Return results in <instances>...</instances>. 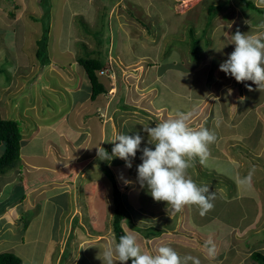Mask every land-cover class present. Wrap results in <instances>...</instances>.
<instances>
[{
  "label": "rangeland",
  "instance_id": "rangeland-1",
  "mask_svg": "<svg viewBox=\"0 0 264 264\" xmlns=\"http://www.w3.org/2000/svg\"><path fill=\"white\" fill-rule=\"evenodd\" d=\"M11 1L0 0V116L18 121L22 137L24 134L23 140H29L30 135L35 133L33 128L39 124L44 126L42 121L53 123L64 113L69 115L73 111L71 101L84 97L86 89L89 91V83L86 81L85 85L82 67L76 61V58L81 54H83L82 57H87L86 52L83 51L84 48L86 51H97L92 56L98 57L101 54L100 58L105 61L107 60L106 50L108 47L109 60L106 68H114L116 62H119L120 65L124 64L122 69L119 67L117 72L109 75L112 77L111 81L103 79V75H98L99 71L96 70L99 78H102L106 84V88L115 83L113 87L110 86L112 89H108L111 92L108 98L105 94L98 95L94 100H90V97L86 98V122L89 119H96L98 123H102L103 132L105 131L104 123L108 118L111 119V125L117 122L114 125L115 133L117 130H122L125 124L137 126L140 123L144 127H151L161 119H167V116L171 117V111L167 114L162 108H157L158 104L154 99L156 101L160 99L156 98L161 89L157 84H161L163 81L165 84L169 82L174 84L178 77L181 84L185 85L183 87L175 86L173 89L178 92L182 91L183 97L193 102V107L185 105V103V106L183 105L186 108L184 112L191 113L189 124H194V128H200L202 122L211 125V122H215L216 117L220 119L219 128L221 122L224 124L219 129V138L216 140L217 154L221 157L212 154L206 158L203 164L200 162V158L196 157L190 167L196 172V177L192 174L196 178L193 180L198 185H208L209 192L214 193L215 198L212 200L214 207L206 215L200 216L197 206H185L172 219L171 226H176L175 219V222L181 220L182 224L185 223L191 229H188L186 236L193 239L190 241L194 245H204L207 240L215 243L214 237L207 236L208 234L205 237L203 235L205 232L202 231L210 232L217 229L224 236L227 235V238L232 237L233 233V239L237 243L239 240L243 241L239 244L244 245L245 249L248 248L250 250L248 253L253 250L264 252V101H258L264 97V90L257 89L251 81L237 82L234 77L219 70V64L227 59V54L234 50L233 44L229 43L231 35L237 30L246 34L264 32V14L246 9L239 0H158L159 8L162 10L134 8L133 12L135 13L131 17L127 12L129 7L124 2V6L113 8L112 17L119 24V28L120 24L123 25L122 21L126 20V22L134 23L135 29H130L133 31L128 32L127 29L121 31L119 28L118 30L114 28L115 36L113 35L107 41L109 32L107 24L97 31V28L91 27L87 19L86 25L80 24L79 20L74 23L76 37H71L72 35L68 34V38H63L64 34L60 33L63 25L60 19L62 7H54V0H47V3L45 0H38V3L37 0H15L14 5L18 3L17 9L13 10L15 15H9L10 10L13 9ZM252 1L255 6L264 9V0ZM149 2L153 4L157 0H149ZM25 3L27 6L22 5ZM46 4L50 6L48 7ZM71 6L72 10H76L75 8L78 9L82 6V2L71 1ZM87 7L86 15L90 16ZM121 7L122 13L117 15ZM47 8H49L50 20L48 42L44 53L47 54L49 60L55 58L62 62L56 64L50 61L44 67L41 66L35 52L38 48L37 41L42 35L43 24L48 17ZM81 11L79 12L81 13ZM52 14H54V18H52ZM106 16L103 17L106 18ZM155 18H162V21H170L171 18L173 22L180 23V25L178 28L176 25L172 32L164 33V29L158 31L159 26L152 24ZM127 32L129 40L120 37V33ZM90 34L100 40L99 44ZM121 39L123 43H121ZM222 46L221 51L216 50ZM193 50L195 53H192ZM64 56L67 59H64ZM66 61H68L67 64ZM62 64L64 65L62 66ZM163 67L166 70L160 71ZM42 68L44 69L42 70ZM159 71L163 73L162 76ZM115 76L119 79L112 83ZM154 80L158 83H155ZM175 83L177 82L175 81ZM246 85H251L253 90L250 91ZM80 87L83 89L73 92L74 89ZM53 91L57 92L53 93ZM113 94L115 96H112ZM118 96L120 99L117 100ZM167 96V92H165L161 98L167 100ZM177 101L175 97V103L178 105ZM105 102H108V105L112 103L110 105L112 108L107 110ZM121 104L131 108H120ZM256 104L258 107L255 106ZM83 107L85 108V104ZM116 107L121 110H117ZM113 108L115 109L113 110ZM224 116L228 117L225 120L226 123L222 120ZM120 122H123L122 127H120ZM128 125L124 127H128ZM31 129H33V133L30 134ZM123 134L131 135L132 133L125 131ZM85 135L87 137V128L86 133L82 132L77 142L82 143ZM39 142H35L36 144L33 146H41L38 144ZM115 142H108L106 146L101 147L107 149L114 146ZM56 145L71 146L72 143L63 141ZM0 146L3 147L4 144L2 143ZM87 148L86 143V153H88ZM96 155L97 153L86 158L89 160L86 161V171L95 176L94 179L100 177L102 181H90L86 178V191L91 193H86V206L91 209H86L84 214L86 230H82L84 237L78 246L76 243L80 239V234L73 232L79 229L78 220L74 227L67 228L69 235L72 232L73 235H70L69 239L67 238L66 245V238L62 236L63 234L57 235L55 232L58 229H60L59 233L66 230L68 221L66 214L73 208L71 194H69V199L65 194L54 200L56 207L53 214L50 201L41 200L36 207L25 210L26 213L20 212L19 207L14 212L8 213L7 219L10 222L15 219V223L12 224L10 232L2 229L4 221L0 225V253H15L18 250L20 251L19 255L15 254L21 258V264H40L47 244L46 240L51 238L55 240V243L52 245L50 264H58L57 256L61 250L65 251L59 257V264H102V261L97 258L99 249L114 238L112 230L114 201L112 184L105 180L104 174L100 171L101 167H98L93 161L96 159ZM113 159L114 157L111 158L112 161H114ZM20 163L18 164L21 166L20 169L15 166L0 175V181L5 177L12 180L11 183L0 185V198L17 197L18 192L24 187L22 182L25 177L22 182L15 181L14 177L18 176L20 172L24 174L26 169H30V164L27 162V157L23 156H21ZM107 166L115 175V169L118 166L111 165L109 161ZM120 169L122 168L118 170ZM26 173L28 172L26 171ZM118 174L123 176L124 173ZM117 178L115 179L116 188L123 194V198L121 194H115V197L116 200L122 198V204L127 210L124 216L128 217L129 215L130 217L129 221L126 218L124 222L126 230L130 231L131 225H136L147 228L142 230L144 233L154 232L155 227L151 229V227L143 225L148 224L150 213L158 210L159 205L164 202H155L149 191H144L141 197L137 196L136 192L141 185L137 177L127 173L123 181L121 177ZM87 180L90 182L87 183ZM92 194L100 195L101 201L92 198ZM97 200L100 201L99 204ZM125 202H128L129 205H126ZM2 204L3 200L0 199V205ZM137 204H141L139 205L141 210L135 208L138 206ZM191 207L193 211H191ZM71 215L72 213L69 216ZM79 215V219L84 216H81L80 211ZM140 215L142 217L138 221ZM223 220L230 226L234 224L238 230L234 232L226 230L225 232V228L220 223ZM8 222L6 223L8 224ZM21 222L22 224L26 222V231L23 226L18 224ZM50 223L55 224L54 230L53 227H50ZM9 226L6 227L9 228ZM133 234L137 236V241L142 249L148 250V241L145 240L147 237L140 235L145 238L142 239L135 232ZM19 236L24 238L21 246L6 242L9 238L14 239ZM60 236L62 239H59ZM32 237H35L36 240L34 241ZM5 238L7 240H3ZM164 238L163 235L162 238L158 239L157 237L160 242L159 246L166 242L163 241ZM27 242L29 243L25 245L24 243ZM16 246L19 247L12 249ZM50 249L51 247H49ZM175 250L177 249L175 248ZM184 253L182 252V254ZM116 264H120V262H116ZM250 264L257 263L251 260Z\"/></svg>",
  "mask_w": 264,
  "mask_h": 264
},
{
  "label": "crops",
  "instance_id": "crops-1",
  "mask_svg": "<svg viewBox=\"0 0 264 264\" xmlns=\"http://www.w3.org/2000/svg\"><path fill=\"white\" fill-rule=\"evenodd\" d=\"M54 1H55L54 7H56V6L62 7V9L60 10V19L62 20L63 25L61 27L60 33L64 34L63 38H68L69 37L68 34H71L72 35L71 37H73V36L76 37L74 35V32L76 33V31H75L76 28H74V23L75 22L77 23V21H76L77 18H81L84 22L87 19L89 21V24L91 25V27L93 26V28H95V29L97 28V31L104 28L105 24H107L108 29H109L108 39L110 40V38H112L113 35L115 36V33H116V31L113 29L115 28L116 30H118V28H119V24H117V21L114 20L112 17L113 12H114L113 8L121 6V5L124 6L123 5L124 2L129 7V9H127V12H129L131 17L135 13V12H133L134 8H136V9L137 8H142V9L143 8L144 9L145 8H147V9L152 8L153 10H155V9H157L158 11L162 10L161 8H159L160 2L158 0H157V2H153V4H150L151 2H149V0H78V1L82 2V6L78 7V9L75 8L76 10H72V6H71V1L74 2L75 0H54ZM86 1H87V3H86ZM37 3H38V0H37ZM25 4H22V5L27 6V3H25ZM86 6H88L87 9H88V13H90V16L86 15ZM80 8H82L83 10ZM119 10L120 11L117 13V15H121L122 7ZM79 11H81V13ZM53 12H54V9H53ZM104 15H107L106 18L103 17ZM174 17H173V19H175ZM52 18H54V14H52ZM101 18H102V20H100ZM169 20L170 21H167V20L162 21V18L161 19L155 18V20L152 22V24L159 26V28L156 27L158 31H159V29H164V31H163L164 33H169V32H172L174 30L176 25H178L177 28L180 25V23L176 24L175 22H173V20H171V18ZM127 22H126V20H123L122 21L123 25L120 24L119 30L122 31L123 29H127L128 32H132L133 30L130 31V29H135L136 25L134 23H132L131 21H127ZM77 31H79V30H77ZM128 32L123 33V34L120 33V37L121 38L123 37V38H126L127 40H129L128 39V37H129ZM163 32H161V34H163ZM116 37H117V35H116ZM121 43H123L122 39H121ZM119 44H120V40H119ZM175 50L178 52L177 49H175ZM64 53H65V51H64ZM64 59H67V57L64 56ZM108 60L109 59L107 57V60H105L104 62L107 64ZM117 60H119V57H117ZM50 61L54 62L56 64H58V62L59 63L62 62L61 60L59 61L55 58L54 59L52 58L51 60H49L48 63L41 65V66H44V67L47 66L50 63ZM67 63H68V61H66V64ZM116 63H117L116 66H114V68H113L115 72H117L116 70L119 67H120V69H122V67H123L122 65H124V64L120 65L119 62H116ZM63 65L64 64H62V66ZM70 66H73V65H70ZM43 69L44 68H42V70ZM163 69H165V67L161 68L160 71H162ZM81 71H82L83 81L85 83L87 78L85 80L86 75H85L83 68H81ZM162 74L163 73L160 72L161 76H162ZM103 79H105V78H103ZM103 79H101V80H103ZM118 79L119 78L116 77L115 80L112 81V83H114L115 81L117 82ZM175 81L177 83H175ZM175 81H174V84H171L170 82L168 84L167 83L165 84L164 81L161 82V84H157V86H159V88H161V89L159 90L156 98H160V99L157 101H156V99H154V101L157 102V104H158L157 108H162L163 110L166 111L167 114H169V112L171 111L172 116L171 117L167 116V119L174 117L177 112H184V110L186 109L184 107L185 105H190L191 107H193V105H192L193 102H191V101L187 100L185 97H183L184 94L181 93L182 91L178 92L175 89H173L175 86H182L183 87L185 84L182 85L180 82V78H178V77L175 79ZM155 83H158V82L155 81ZM81 85H83V84H81ZM85 85H86V83H85ZM114 85H115V83H114ZM107 88L109 89L110 86H108ZM82 89H83V87H80V88H77L74 90L71 89V90H73V92H75L76 90H82ZM56 92L57 91H53V93H56ZM165 92H167V95L170 96V97L167 96V100H164L161 98L165 94ZM109 93H111V92L107 91V92L102 93V94L107 95V98H108ZM125 93H127V92H125ZM260 93L262 94V91ZM115 94L117 95L116 92H115ZM115 94H113L112 96H115ZM160 94H161V96H160ZM88 97L89 96L86 94V95H84V97L79 98L80 101H78L79 99L72 100L71 101V104H72L71 107H72L73 111L69 115L64 113L61 117H58L56 121H53V123H47V122L42 121V124H44V126L39 124L36 128H33L34 130L31 129L29 133L31 134V133H33V131H35V133L30 135L29 140H27V141L23 140L24 134H23V137L21 134L20 159H21V156L27 157V162L30 164V169H26V171L28 173H26V171H24V174H22V172H20V173H18V176L14 177L15 181H20V182H22L23 177H25V179H24L25 183L22 182V185L24 187L20 190V192H18L17 197H16L18 201H13V199L11 197L0 198L3 200V203H4L2 206L3 207L2 211L0 210V225H2V223L4 221V226L2 227V229L4 231L5 230H8V232L11 231L12 224L14 225L15 219H14V221L10 222L6 216L8 213H10L12 211L14 212V210L16 208L19 207L20 212L26 213L25 210L31 209L32 207H36V205L39 203L40 200L46 201V202L50 201V203L52 204L51 211L53 214L54 208L56 207L54 200L56 198H58L59 196L65 195V194H67L66 197L69 199V194H71V198L73 200V208H72V210H69L68 213L66 214V217L68 220L66 230L64 232L59 233L58 230H60V229H58V230H55V232H57V235L63 234L62 236L66 238L65 245L68 242V239L71 237L70 235H73V232H76V234L79 233L80 239L76 243V245L78 246L79 242L82 241V238L84 237V233L82 230H86V221H85L86 216L84 214L86 213V209H91L90 207L86 206V193H88V191H86V178H88L90 181L91 180L92 181H102V178L97 177V179H94L95 176H92L91 173H88V171H86V163L89 161L88 159L86 160V158L89 157L90 155L92 156V155L97 153L96 147L98 145L99 146H106L108 142L112 143L111 140H113L116 135L123 134V132H125V131H128L132 134L134 132H136V133H139L140 135H142V137L144 139L142 140L141 148H143L147 144L148 135L146 132H144L142 130L144 127L143 124L139 123V125H137V126L136 125L131 126L130 124L129 125L125 124L124 126L128 125V127L123 126L122 130H120V131L117 130V132L115 131V133H114V129H115L114 125L117 122L114 125H111L112 122H111V119H109V118L104 123V130H105L104 132H103L102 123H98V121L96 119H89L86 122V98H88ZM120 97H121V95H120ZM120 97L118 96L116 99L118 100V99H120ZM175 97L178 100L177 101L178 105L175 103ZM245 97H247V96H245ZM245 101L247 102V100H245ZM258 101L263 102L264 97H261ZM118 102L120 103V100ZM179 103H180V105H179ZM184 103H185V105H184ZM82 104L83 105L85 104V108L83 107ZM105 104H107V106H106L107 110L112 108V107H110V105H112V103L110 105H108V102L107 103L105 102ZM260 105H263V104L260 103ZM123 106L125 107V105H123ZM255 106L258 107L257 104ZM127 107L131 108L130 106H127ZM120 108H122V107H120ZM114 109L115 108H113V110ZM116 109H117V107H116ZM243 109H245V108H243ZM78 110H79V112H77ZM117 110H121V109H117ZM184 113H186V112H184ZM227 118H228L227 116H224V119H222V120L226 123L225 120ZM215 119H216L215 122H211V125L206 124V123L204 124V122H202L201 126H204V127L208 128L210 131H213L217 137L216 140H218L219 129L222 128V125L224 123L221 122L220 123L221 126L219 128V120L220 119L218 117H216ZM122 125H123V122H120V127H122ZM190 125L192 127H194V124H190ZM86 128H87V137L85 135L83 137L82 143H78L77 142V141H79V140H77L78 137L82 134V132L86 133ZM20 133H21V129H20ZM38 141H40L38 144H40L41 146H33L36 144L35 142H38ZM63 141H66V142L69 141L70 143H72L73 146L72 145L71 146H57L56 145L58 143H62ZM86 143L88 146V148H87L88 153H86ZM115 143H118V141H116ZM216 144H217V141H215L213 144H211L209 146L210 154L208 156H211L212 154H217L218 146H216ZM148 146L151 147V145H148ZM112 148H113V146H110L107 149L105 148L106 152H108V154L110 156H111ZM227 149H229V148H227ZM0 150L2 151V148ZM89 151H90V153H89ZM86 154H87V156H86ZM140 156H141V152L137 151L136 156L134 158H130L131 163H132L131 168H128L125 166V161L123 159L113 156L114 161L109 160V162L113 166L114 165L118 166L115 169L114 178L118 179L117 177L119 176V177H121V180L123 181L124 177L127 175V173H129L131 176L137 177L136 166L141 163ZM217 156L221 157L219 154H217ZM96 158H97V155H96ZM222 158H224V157H222ZM92 159H93V157H92ZM19 164H21L20 161H19ZM20 167L21 166L19 165L18 168L20 169ZM119 168H122V169L118 170ZM188 171H189L188 174L192 177V179H196L195 178L196 172L194 170H191V168H189ZM118 173H121V174L124 173V174H123V176H120ZM192 174L195 177H193ZM222 176H223V174H222ZM104 177H105V180H107V182H109V184H110L111 183L110 180L105 175H104ZM11 181H12L11 178L5 177L4 180L0 181V185L11 183ZM90 181L87 180V183H89ZM120 181H118V182L121 183ZM138 189L139 190H137L136 194L139 197H141V195L144 191H148L146 184L143 187L140 185V188H138ZM88 194H91V193H88ZM121 195L123 198V194H121ZM92 196H93L92 198L100 199V201L102 199V197L100 195L97 196V194H95V195L92 194ZM100 201H98V204ZM136 201H139V200L136 199ZM163 202H161V203H163ZM125 203H126V205L127 204L129 205L128 202H125ZM159 203H157V204H159ZM154 204H156V203H154ZM137 205L138 206H136L135 208H138L139 210H141L140 209L141 206H139L141 204H137ZM65 208H67V207H65ZM190 209H192V207ZM79 211L81 212V216L84 215L81 219H79L80 218ZM191 211H193V209ZM71 213H72V215L69 216ZM177 213L178 212L172 210L171 207L167 205V202H164V204L159 205L158 210H155L152 213H150V218L147 221V223H148L147 225H143V224H140V225H143V226L148 227V228L152 226V227H155L157 229L162 230V232L160 233L159 236L156 235L158 237V239L162 238V235L165 237L163 239V241H166V242L162 243V245L167 244V245L171 246L173 249L176 248L177 249L176 251L181 256H184L185 254H190L194 257H198L200 260V264H250L251 263V258H250L251 253L254 251H260V250H253L250 253H248V251H250V250L248 248L245 249V247H243L244 245L241 246L239 244V243H243V241L239 240L238 241L239 243H237V241H235L233 239V235H234L233 233L231 234L232 237L227 238V235L224 236V234L220 233L217 229H213L210 232L205 230V231H202V232H205V233H203V235L206 237V235L208 234L207 236L214 237V241H215L214 245H215V249H216V254L214 257H210L207 254L206 250L204 249L203 245H200V244L194 245L191 242V241H193V239L187 238L186 233H187L188 229L189 230H191V229L188 228L185 223L182 224L181 220L175 222V220H176L175 219L174 223L176 224V226H173V227L171 226V224H173L172 219L175 217V215H177ZM19 214H21V213H19ZM141 217H142V215H140V217L138 218V221L140 220ZM18 220H20V219H18ZM77 220L79 223V227H78L79 229L76 231L74 230L69 235L67 228L74 227L75 224H77ZM6 222H8V224ZM124 222H125V219H123L121 225H122L123 229L126 231V233L135 232L138 236L144 235L143 232L140 233V231H137L135 229V228H138L139 230H142L143 228L141 226H136V225H134V227L128 226V227H130V231H128L124 227ZM220 223H221L222 227L225 228L224 229L225 232H226V230H228V232H230V231L234 232V231L238 230V229H236V226L234 224H231V226H230V225L226 224V222L224 220L222 222L220 221ZM18 224L23 226L24 231H26V227H25L26 222L24 224H22V222L18 223ZM7 225H10L9 228L6 227ZM50 227H53V230H54L55 224L50 223ZM146 229L147 228H145V230ZM62 236H60L59 239H62ZM156 236L147 237V239L142 238L140 236L142 239H145L148 241V245H147L148 251L152 250L153 253H155V250L159 247L158 244L160 243L159 240H157ZM23 239H24L23 236H19L18 238H14V239L9 238L8 241H6V242L12 243L13 245H20L21 246V244H23V241H24ZM32 239L34 241L36 240L35 237H32ZM3 240H7V239L5 238ZM150 240H151V242H149ZM34 241H33V243H34ZM46 242H47V244H46L47 248L45 247V249L43 251V257H42L40 264H50L51 263V258H50L51 250H52V245L55 243V240L49 238L46 240ZM28 243L29 242L24 243V244L26 245ZM143 243H145V242L143 241ZM65 245H64V247H65ZM17 247H19V246L12 247V249L17 248ZM49 247H51L50 250H49ZM64 247H63V249H64ZM182 252H185V253L182 254ZM15 253H17L19 255L20 251L17 250V251H15ZM261 253L264 254V252H261ZM62 254H63V250H61L57 256L58 257V260H57L58 264H59V257H61ZM94 261L96 262V260H94ZM89 264H91V263H89Z\"/></svg>",
  "mask_w": 264,
  "mask_h": 264
},
{
  "label": "clouds",
  "instance_id": "clouds-1",
  "mask_svg": "<svg viewBox=\"0 0 264 264\" xmlns=\"http://www.w3.org/2000/svg\"><path fill=\"white\" fill-rule=\"evenodd\" d=\"M229 43L234 45V50L219 64V70L234 77L237 82L251 81L257 89L264 90V32L246 34L237 30L231 35ZM223 46L216 50L221 51ZM98 75L102 74L98 72ZM246 87L253 90L251 85ZM190 117V113L177 112L174 117L163 119L154 126L143 127L142 130L148 135L143 148L141 143L144 138L139 133L118 134L111 140L118 141L114 143L111 156L99 146L96 147L97 158L93 161L111 160L115 156L123 159L125 166L131 168L130 158L140 151L141 163L136 166L137 179L142 187L147 185L153 200L167 202L176 212L182 211L185 206L194 205L199 215L204 216L214 207V193L209 192L208 185H198L188 174V169L196 157L200 158L202 164L205 162L209 146L217 137L206 127H192L189 124ZM11 198L18 201L16 197ZM203 247L210 257L215 256L216 249L211 240L205 241ZM97 258L102 264H126L128 261L131 264H200L198 257L190 254L181 256L167 244L159 246L155 253L144 250L137 236L131 232L121 235L118 242L115 238L109 240L99 249Z\"/></svg>",
  "mask_w": 264,
  "mask_h": 264
},
{
  "label": "trees",
  "instance_id": "trees-1",
  "mask_svg": "<svg viewBox=\"0 0 264 264\" xmlns=\"http://www.w3.org/2000/svg\"><path fill=\"white\" fill-rule=\"evenodd\" d=\"M13 1V0H12ZM11 1V4L13 5V9L10 10L9 15H15L13 12L14 9H17L18 3H15ZM41 1V0H40ZM44 1V0H42ZM240 3L243 4L246 9H252L255 10L256 12H259L261 14H264V9L261 7H257L254 5L252 0H239ZM47 3L48 1L45 0ZM48 7L50 6L49 4H46ZM48 10V17L47 20L43 24L42 28V35L41 38L37 41L38 48L36 49V57L39 59L41 65H44L49 62V57L47 56L46 53H44V50L46 49L47 45V34L49 32V8ZM79 20L81 23L86 25V23H82L83 20L81 18H77L76 21ZM88 33V32H86ZM85 33V34H86ZM89 34V33H88ZM91 35V34H90ZM92 38H94L95 42L99 44L100 40H97V38L93 35H91ZM107 41L109 39L107 38ZM109 44V42H108ZM84 45V44H82ZM82 48L84 46H81ZM84 52H86L87 57H82L83 54L80 55V57H77V62L81 67L83 68L87 82L89 83V91L86 89V94L90 97L91 100H94L99 94L105 93L108 91V88H106L105 83L101 80L102 78H99L98 75L96 74V70H100L103 68L107 67V64L104 62L103 59L100 58L101 52L99 53L100 56H92L93 53H96L97 51H86V49H83ZM195 53L193 50L192 53ZM106 55L108 57V47L106 50ZM194 55V54H193ZM91 56V57H88ZM111 89V88H109ZM122 108H127L124 107L123 104H121ZM20 140H21V133H20V125L18 121L16 120H11V119H5L0 116V145L3 143L4 144V151L0 156V174H4L6 171L9 169L14 168L19 164L20 161ZM2 146H0L1 148ZM2 147V148H3ZM109 160H101L97 159L95 161V164L99 167H101V171L103 174L110 180L112 184V191H113V201H114V211H113V218H112V230L114 233V238L118 242L119 237L121 235L126 234L125 231L122 228L121 222L123 219H126L129 221V215L128 217H125L124 214H126L127 210L122 204V200L118 199L116 200V195L115 194H121L119 193V190L116 188L117 183L114 178V174L112 170L107 166ZM13 199V198H12ZM2 206L0 210L2 211ZM130 223V222H129ZM154 228L151 226V229ZM137 231H140L142 233V230H145L143 228L142 230H139L138 228H135ZM156 229V228H154ZM162 230L156 229L154 232H146L143 234L146 237H152L160 234ZM65 251V250H64ZM63 251V253H64ZM251 260L253 262H256L257 264H264V254L261 253L260 251H254L251 253L250 256ZM22 260L20 257H18L16 254L12 252H1L0 253V264H21ZM127 264H131V261H128Z\"/></svg>",
  "mask_w": 264,
  "mask_h": 264
},
{
  "label": "bare ground",
  "instance_id": "bare-ground-1",
  "mask_svg": "<svg viewBox=\"0 0 264 264\" xmlns=\"http://www.w3.org/2000/svg\"><path fill=\"white\" fill-rule=\"evenodd\" d=\"M99 72L103 75V77H104L106 80H109V81L112 80V79H110V78H112V77H109V74H114V73H115L113 67H112V68H103V69H100ZM115 78H116V76H115ZM110 86L113 87L114 85L111 84ZM112 87H110V88H112ZM113 129H114V128H113ZM112 134H113V133H112Z\"/></svg>",
  "mask_w": 264,
  "mask_h": 264
}]
</instances>
